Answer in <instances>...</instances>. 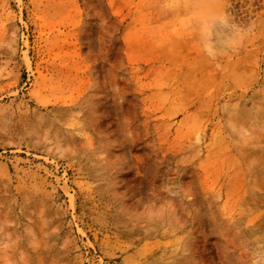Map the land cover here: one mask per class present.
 I'll return each mask as SVG.
<instances>
[{
	"label": "rangeland",
	"instance_id": "1",
	"mask_svg": "<svg viewBox=\"0 0 264 264\" xmlns=\"http://www.w3.org/2000/svg\"><path fill=\"white\" fill-rule=\"evenodd\" d=\"M0 264H264V0H0Z\"/></svg>",
	"mask_w": 264,
	"mask_h": 264
}]
</instances>
